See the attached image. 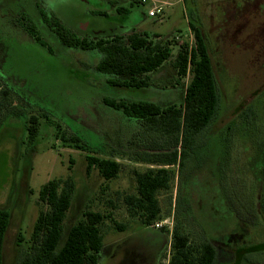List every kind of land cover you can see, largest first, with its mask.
<instances>
[{"label":"rangeland","instance_id":"rangeland-1","mask_svg":"<svg viewBox=\"0 0 264 264\" xmlns=\"http://www.w3.org/2000/svg\"><path fill=\"white\" fill-rule=\"evenodd\" d=\"M48 1L73 23L90 18L89 26L79 27L88 40L144 32L156 41L174 39L176 46L191 43L188 21L196 10L212 61L219 107L211 124L193 139L183 163L179 202L183 218L175 216L180 190L177 167H165L173 175L168 191L158 194L160 220L165 223L161 229L141 227L127 215L122 196L135 193L134 172L148 168L131 159L135 146L129 143L139 144L140 150V144L152 137L104 101L153 102L160 107L180 104L183 88L175 83L169 62L150 74L148 88L113 87L95 69L101 53L62 47L56 41H51V49L61 57L52 58L28 39L5 46V34L16 32L12 23L0 20V58L8 64L0 70L15 91L9 107L0 102V208L9 213L3 263L15 264L18 236L24 241L30 236L42 208L37 202L41 186L67 177L74 191L64 230L86 210L111 212L125 227L117 231L108 221L101 226L98 264H153L161 244L156 264H168L171 233L179 223L193 246L205 243L208 236L226 241L230 235L243 234L245 230L237 224L241 222L249 226L245 244L264 242V171L263 176L257 172L260 162L256 159L264 151V91L260 92L264 89V0H157L166 3L158 18L147 15L152 4L148 0L143 5L142 0ZM118 8L128 11L126 19L116 13ZM32 116L37 118V135L29 144L27 125ZM57 131L76 136L88 151L113 154L120 165L118 176L105 183L95 170L86 173L87 154L62 145ZM223 256L225 260L219 258L217 264H231V254ZM243 264H264V252L246 256Z\"/></svg>","mask_w":264,"mask_h":264},{"label":"trees","instance_id":"trees-1","mask_svg":"<svg viewBox=\"0 0 264 264\" xmlns=\"http://www.w3.org/2000/svg\"><path fill=\"white\" fill-rule=\"evenodd\" d=\"M183 1L188 3V0ZM116 11L121 14L127 12L124 8ZM190 16V44L184 42L176 46L174 39L156 41L155 37L150 38L146 33H132L125 37L116 35L95 43L71 37L68 40L69 46L97 50L103 55L96 64V71L107 77L106 83L110 86L148 88L150 74L169 62L175 73V83L183 88L182 102L167 107L153 102L105 101L127 118L134 119L137 126L152 137L149 142L140 144V150L136 148L139 144L129 143L135 146L131 159L148 168L134 172L135 193L122 196L127 215L145 228L161 219L158 194L168 191L173 176L165 167H177L180 190L175 198V216L182 217L179 202L182 198L183 163L194 144L193 139L211 124L219 107L212 61L197 22L196 10L195 16ZM27 132L28 143L32 144L37 135L35 116L29 118ZM56 137L62 145H71L87 154L86 173L95 170L105 183L118 176L120 165L113 154L88 151L76 136L61 135L57 131ZM73 191L71 177L52 179L41 186L37 202L42 208L28 240L18 236L19 255L15 264H98L103 241L101 226L108 221L117 231L121 232L125 227L114 220L111 212L86 210L75 224L64 230ZM8 222L9 213L0 208V264H4L3 248ZM171 236L168 264L214 263V248L206 242L199 246L191 245L189 236L181 229V223L174 226ZM263 252L264 243L242 249L237 253L234 264H243L246 256Z\"/></svg>","mask_w":264,"mask_h":264},{"label":"flooded vegetation","instance_id":"flooded-vegetation-1","mask_svg":"<svg viewBox=\"0 0 264 264\" xmlns=\"http://www.w3.org/2000/svg\"><path fill=\"white\" fill-rule=\"evenodd\" d=\"M9 1V2H8ZM8 6L5 5L6 0H0V20L4 21L5 24L6 22L12 23L10 26L11 28L13 27L15 33H7L5 34L7 40L4 42L6 44L5 46H10L12 45H18V42H20V39H28L29 41L35 43L38 45L40 48L46 50L45 52L50 55L52 58L54 56L56 57H61L60 54H56L53 52L51 49L52 44L51 41H56L60 46L70 48V49H79L82 51H96L97 50H85L83 48L79 47H73L68 45V40L69 38H76L79 41H88V42H98L99 40L103 39H96V40H88L86 37H84V34L79 33V27H87L90 25V18H84L82 20L77 21V23H73L72 20L70 19L69 15H62L58 14L60 12L53 10L49 6V1L48 0H8ZM128 12V11H127ZM127 12L121 14L116 11V13L120 16H122V20L124 18L126 19V14ZM104 17V16H103ZM5 27V25H3ZM9 27V26H8ZM132 33H144V32H132ZM130 33V34H132ZM128 34V35H130ZM128 35H120V36H128ZM116 36V35H114ZM113 36V37H114ZM1 37V36H0ZM9 44V45H7ZM1 46V44H0ZM13 48V47H12ZM12 54V52H11ZM13 58V64L15 61V57L11 56ZM3 57L0 58V66H7L3 60ZM15 65V64H14ZM96 69V66H95ZM17 70H19V65H17ZM15 72V67L14 70ZM156 72V71H155ZM6 76V73L3 70H0V102H3L6 106L9 107L8 105V100L10 97H14V89L11 88L10 84L7 83V78H4ZM106 82V80H105ZM263 90L260 92L262 93ZM17 97H20L19 94H16ZM4 107L3 111H6V106L3 105ZM104 104L106 102L104 101ZM28 106H35V104L29 103L26 104ZM108 106V105H107ZM112 108L111 106H108ZM264 108V107H263ZM114 109V108H112ZM116 110V109H114ZM264 110V109H262ZM257 118H260L259 114H256ZM258 123V121H257ZM260 128V126H259ZM259 137H262V132L261 130L258 131ZM257 161H259L260 169L257 172H260L263 176V171H264V151L259 155L258 158H256ZM255 159V160H256ZM256 171V170H255ZM264 177V176H263ZM182 192V190H181ZM182 194V193H181ZM238 224V227L241 228L243 227V234L240 232L236 233L235 235H239V237H244L247 233V223H244L242 225V222ZM245 228V229H244ZM249 228V226H248ZM149 230V229H148ZM155 231V230H151ZM157 234L159 233L158 231H155ZM235 235H230L226 241H224L222 238H211L210 236L206 237L205 239L206 243L211 245L214 250H215V259L213 264H217L218 259L222 258L225 260L223 257L224 253H229L231 254V257L233 260H231V264H234L236 255L239 251L242 249L258 245L264 242H259L255 244H245L246 237H244L243 240H238L234 239ZM163 243V242H162ZM162 244L156 249L155 255L153 257V264H156V260L158 258L159 253L161 252L162 249ZM244 262V261H243Z\"/></svg>","mask_w":264,"mask_h":264},{"label":"built area","instance_id":"built-area-1","mask_svg":"<svg viewBox=\"0 0 264 264\" xmlns=\"http://www.w3.org/2000/svg\"><path fill=\"white\" fill-rule=\"evenodd\" d=\"M148 1H150L152 4L147 10V15L150 18L161 17L164 14V11L166 9V3L160 2L157 0H148ZM143 3H145V0H142V5H143ZM164 223H165V221L159 220V221L154 222L152 225H150L147 228L161 229V228H163Z\"/></svg>","mask_w":264,"mask_h":264},{"label":"crops","instance_id":"crops-1","mask_svg":"<svg viewBox=\"0 0 264 264\" xmlns=\"http://www.w3.org/2000/svg\"><path fill=\"white\" fill-rule=\"evenodd\" d=\"M150 167V166H149Z\"/></svg>","mask_w":264,"mask_h":264}]
</instances>
